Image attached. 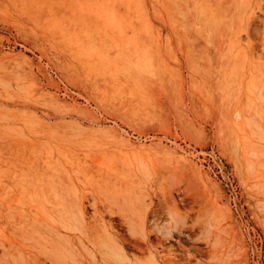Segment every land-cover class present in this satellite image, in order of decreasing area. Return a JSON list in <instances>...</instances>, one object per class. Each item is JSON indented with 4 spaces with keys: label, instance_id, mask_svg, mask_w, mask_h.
Masks as SVG:
<instances>
[{
    "label": "rangeland",
    "instance_id": "rangeland-1",
    "mask_svg": "<svg viewBox=\"0 0 264 264\" xmlns=\"http://www.w3.org/2000/svg\"><path fill=\"white\" fill-rule=\"evenodd\" d=\"M263 87L264 0H0V264H264Z\"/></svg>",
    "mask_w": 264,
    "mask_h": 264
},
{
    "label": "bare ground",
    "instance_id": "bare-ground-1",
    "mask_svg": "<svg viewBox=\"0 0 264 264\" xmlns=\"http://www.w3.org/2000/svg\"><path fill=\"white\" fill-rule=\"evenodd\" d=\"M92 41V40H91ZM121 55V54H120ZM120 57V56H119ZM140 59V58H139ZM141 60V59H140ZM139 60V61H140ZM144 64L145 63H142V65L141 66H144ZM262 93H264V87H263V89H262ZM125 133H127V132H125ZM128 134V133H127ZM129 136V135H128ZM132 138H134L133 136H132ZM136 138V137H135ZM138 139V138H137ZM143 139V138H142ZM147 140V139H146ZM145 139L144 140H142V142L143 141H146ZM152 140V139H151ZM139 141H141V138L139 139ZM135 148H133V150H134ZM134 155H135V157H137V159H141L140 158V156L142 155V153H141V151H136L135 153H134ZM106 158V157H105ZM110 160L111 159H109L108 157H107V160H106V163H101L100 164V166L102 167H104V164H106L107 166H108V164H109V162H110ZM144 161H141L140 163V165H141V167H142V173L143 174H148V169H147V166H146V164H144L143 163ZM111 164V163H110ZM106 166V167H107ZM106 167H105V170L106 171H108V172H114V169H112V167H108L107 169H106ZM100 168V167H99ZM115 188V187H114ZM124 193V196L126 197V198H128V203H129V206H130V208L131 209H136L137 208V206H138V202H137V199H134L133 201L131 200L132 199V196H131V193L129 192V190L128 191H124L123 192ZM110 195H113V199H115V198H117V191H114V189H112L111 191H110ZM57 210L59 209L60 211H59V213L60 214H62V215H60V216H62L63 218H65L66 219V222H68V224L70 225V224H72V221L73 220H76L77 218H76V216H75V211L71 208V207H69V208H67V207H65V206H62V204H60L59 206H57V208H56ZM56 214H57V212H56ZM177 228V223H175V224H173V226H172V230L171 231H174L175 229ZM102 233V232H101ZM102 235V234H101ZM104 237L102 238V236H101V239H102V241H101V243L103 244V248H104V251L108 254V255H110V257H112V259H114L115 260V264H156V260H155V257L151 254V253H149V255H147L146 257H144L143 256V258L144 259H137L136 257V259L134 258V260H133V263H128V261H127V254L125 253V251L122 249V247L115 241V239H113L110 235H108V234H106V233H104ZM58 246H60V247H62L61 245H58ZM58 246H56V248H57V250H55L56 251V253L55 254H59L60 252H58V251H60V247H58ZM55 248V247H54ZM55 248V249H56ZM63 248V247H62ZM52 249V248H51ZM63 250V252H65L64 251V248L62 249ZM53 251V253L55 252L54 251V249L52 250ZM57 254V255H58ZM64 254V253H63ZM59 256H60V254H59Z\"/></svg>",
    "mask_w": 264,
    "mask_h": 264
}]
</instances>
